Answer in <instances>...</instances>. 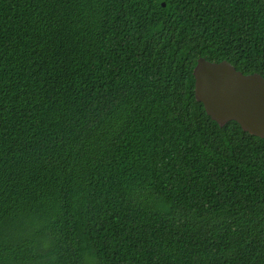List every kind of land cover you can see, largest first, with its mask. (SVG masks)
Segmentation results:
<instances>
[{
	"label": "trees",
	"instance_id": "trees-1",
	"mask_svg": "<svg viewBox=\"0 0 264 264\" xmlns=\"http://www.w3.org/2000/svg\"><path fill=\"white\" fill-rule=\"evenodd\" d=\"M200 58L264 78V0H0V264H264V138Z\"/></svg>",
	"mask_w": 264,
	"mask_h": 264
},
{
	"label": "water",
	"instance_id": "water-1",
	"mask_svg": "<svg viewBox=\"0 0 264 264\" xmlns=\"http://www.w3.org/2000/svg\"><path fill=\"white\" fill-rule=\"evenodd\" d=\"M193 75L195 96L221 127L236 121L244 132L264 138V78L245 75L227 61L200 58Z\"/></svg>",
	"mask_w": 264,
	"mask_h": 264
}]
</instances>
